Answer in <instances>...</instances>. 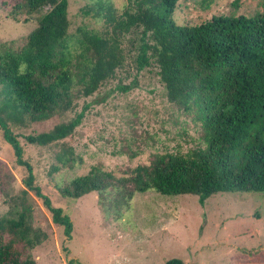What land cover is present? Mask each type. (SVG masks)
I'll return each mask as SVG.
<instances>
[{"label":"trees","instance_id":"obj_1","mask_svg":"<svg viewBox=\"0 0 264 264\" xmlns=\"http://www.w3.org/2000/svg\"><path fill=\"white\" fill-rule=\"evenodd\" d=\"M178 1L127 0L123 13L106 0L84 6L81 12L102 20L105 30H78L82 51L75 63L67 47L68 0H19L12 7L14 14L46 10L18 50L0 51V129L17 164L27 170L26 188L42 199L68 238L69 216L34 184L32 167L10 125L25 119L42 125L72 110L78 95H92L124 65L123 39L130 33L137 34L136 70L152 63L158 67L167 99L191 114L204 143L186 153L156 154L149 164L137 165L124 177L132 191L193 194L200 204L217 192L264 195V0L250 16L214 15L197 25L174 21ZM88 106L49 129L24 135L25 141L40 147L64 142ZM55 159L54 170L80 160L70 146ZM113 179L110 172L92 166L62 193L78 198L113 185ZM46 236L31 225L30 207L22 203L14 215L0 218V264H35L29 250ZM163 264L183 261L173 257Z\"/></svg>","mask_w":264,"mask_h":264},{"label":"rangeland","instance_id":"obj_2","mask_svg":"<svg viewBox=\"0 0 264 264\" xmlns=\"http://www.w3.org/2000/svg\"><path fill=\"white\" fill-rule=\"evenodd\" d=\"M19 0H0V51L18 50L37 26L39 12L14 14ZM96 0H68L67 47L73 62L82 51L78 30H105L98 18L81 9ZM123 13L127 0H106ZM263 0H179L173 12L177 24L197 25L214 15L250 16ZM136 33L126 34L122 68L92 95H78L74 108L44 124L27 119L11 124L32 167L34 184L71 222V236L53 222L50 211L26 188L25 166L18 165L0 129V218L14 215L24 203L31 225L47 234L29 250L35 264H163L180 258L183 264H264V195L260 192H217L200 204L193 194L163 195L153 189L132 191L130 177L137 165L149 164L156 154L186 153L203 146L202 129L191 114L171 103L152 63L137 71ZM134 86L121 90L119 86ZM88 103L82 122L64 142L35 146L24 135L68 120ZM21 121V120H20ZM70 146L79 157L72 167H60L55 155ZM92 166L115 179L101 191L78 198L62 189ZM25 191V192H24Z\"/></svg>","mask_w":264,"mask_h":264}]
</instances>
